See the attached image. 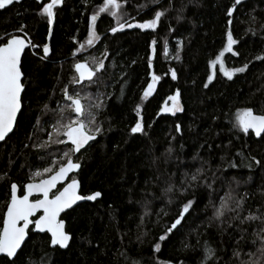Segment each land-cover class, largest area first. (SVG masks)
Instances as JSON below:
<instances>
[{
    "label": "trees",
    "instance_id": "obj_1",
    "mask_svg": "<svg viewBox=\"0 0 264 264\" xmlns=\"http://www.w3.org/2000/svg\"><path fill=\"white\" fill-rule=\"evenodd\" d=\"M46 2L19 0L0 9V40L27 33L36 45L22 57V111L12 134L0 144V227L11 185L15 183L21 195L34 172L53 166V160L59 161L70 147L41 149L34 145L49 139L51 125L58 118L50 110L65 103L62 89L81 90L82 86L70 83L74 63L91 64L93 58L103 60L105 68L97 74L96 83L84 82L82 94H103L104 107L97 114L103 131L90 142L91 147L76 154L82 167L72 178L81 182V194L100 191L102 196L94 203L79 204L62 217L71 236L65 250L51 248L48 235L34 234L30 228L16 264H200L204 242L216 249L212 264H240L234 250L247 260V254L259 247V241L253 243L259 223L240 225L231 219L232 213L226 214L223 223H210V218L213 206L219 205L230 188L235 194H248L243 215L264 210V138L239 133L231 123L235 113L245 107L264 113V60L256 59L264 55V0H243L238 6L233 32L239 41L234 48L240 55L227 53L224 57L227 69L245 63L248 69L228 80L217 65L210 83L208 64L223 48L224 9L231 0H171V5L170 0H119L129 22L151 19L157 10L168 11L155 31L125 28L116 33L111 32L115 20L99 12L104 0H63L53 23L49 58L41 60L48 25L38 11ZM182 6L183 19L178 21L177 10ZM94 14H98L95 31L99 39L87 52L73 56L85 43L89 18ZM250 15L256 17L255 24H250ZM21 25L24 33L17 31ZM250 26L255 35L246 31ZM150 73L160 80L142 101ZM177 90L184 110L175 116L161 113L163 103ZM45 104L49 111L43 110ZM137 105L146 135L130 132L138 119ZM201 165L206 179L181 192L186 187L181 184L185 173L190 177ZM169 184L176 190L165 194L163 189ZM189 200L194 203L182 224L159 241ZM156 242L161 244L159 252L153 251ZM185 244L190 247L186 249ZM0 264L9 261L0 258Z\"/></svg>",
    "mask_w": 264,
    "mask_h": 264
},
{
    "label": "snow or ice",
    "instance_id": "obj_2",
    "mask_svg": "<svg viewBox=\"0 0 264 264\" xmlns=\"http://www.w3.org/2000/svg\"><path fill=\"white\" fill-rule=\"evenodd\" d=\"M18 3L19 0H0V9H4L6 5ZM41 3V0H37ZM159 0H153V3H158ZM63 3V0H48L46 3H42V7L38 11V15L45 19L48 25V36L51 38L53 35V23L57 15V9ZM171 5V0H170ZM243 5V0H231L229 5L225 6L224 15L226 17V30L224 33L223 48L215 56L214 59L209 61L208 67L211 74L208 75V82L210 83L214 79V70L219 65L220 71L228 79L232 80L233 76L237 73H243L248 69V64L245 63L241 67L227 69L225 67L224 57L227 53H231L233 56H239L240 53L235 50L234 46L238 45L239 41L235 38L233 32L235 14L238 12V6ZM157 10L154 12L153 18L145 20L143 22H129L125 19V13L122 12V5L119 0H104V5L99 9L101 13L109 14L116 23V27L111 29L112 33L123 30L125 28H137L141 31L152 30L155 31L161 22V18L165 15V12ZM183 6L177 10V20L183 19L182 16ZM97 15L94 14L89 18L88 35L85 43H81L77 49L74 50L73 56H76L85 46H94L96 40L99 39L95 31V22ZM135 18H132L134 21ZM256 23V17L250 15V24ZM264 28V24L261 25ZM20 33H24V26L17 30ZM247 32L256 34V30L253 27H249ZM73 42L76 43L75 37ZM155 40L152 44L155 45ZM29 47H36L32 44L30 39L27 38V33L21 35H10L3 40H0V141H6L9 134L13 132L14 127L17 124L18 113L22 111V93L25 91V84L23 83L24 73L22 71V56L26 49ZM178 49L180 45L177 46ZM43 55L41 60L49 58L50 47L45 43L42 47ZM177 59H179V52L177 53ZM257 60H264V55L256 57ZM148 67L152 68V58L149 56ZM105 68L103 60H96L93 58L91 64L88 62H76L73 65V75L70 83L72 85H80L81 90L70 92L68 86L62 89L63 100L65 103L59 104L56 109H49L45 104L44 111H52L58 118L55 123L51 125L53 131L48 133V141L41 145H34L36 148L46 149L52 144L56 145H69L67 151H63L59 161L53 160V166L44 167L38 170L30 176L32 182L27 183L24 186V195H17V185L13 183L10 188V199L6 205V211L3 216V226L0 227V256L6 257L9 264H16V259L19 257V252L22 251V245L25 244L26 237L29 235V226L34 225V229L37 233L50 234V247L64 249L68 246L70 240L69 234L65 231V224L62 219H58L60 214L66 209L72 208L77 205L78 202L87 201L95 202L102 196L100 191H94L90 194H81V182L76 178H70L69 174L78 172L82 165L79 162L77 153H81L82 149L86 150V147H91V143L97 139L103 131L102 126L97 122V114L104 107L103 94H98L95 97L89 94H82L84 82L88 84H94L97 80V74L101 73ZM172 79L177 78L176 72L173 70ZM151 82L147 84V87L143 90L141 100H146L154 91L155 84L160 80V77L155 73H150ZM205 88L208 87V83H205ZM168 100L172 103L169 105L167 102L160 109L162 113H170L175 116L177 112H182L184 109L180 103L181 93L179 90L174 95L168 97ZM87 101V103H85ZM136 115L138 119L133 127H131V134L146 135L145 127L143 124V118L140 115V106L137 105ZM67 113V115H66ZM232 129L248 135L250 130L258 138L264 134V113L257 114L252 108L245 107L239 109L235 113L234 120H232ZM41 121L37 118V127H39ZM182 131L181 125H176V132ZM31 138V137H30ZM27 146V145H26ZM171 153V148H169ZM197 159V157H193ZM255 159V158H253ZM257 165H261L262 162L255 160ZM251 167V165H249ZM186 180H182L181 184L186 185L185 188L179 189L181 192L185 191L187 187L192 186L194 183L200 181L204 176L203 165L196 169V172L188 177L185 173ZM66 180H70L68 183H63ZM62 184V188H58L57 185ZM55 190V191H53ZM175 189L173 184H169L163 192L165 194L172 193ZM33 193H39L42 198L35 200L30 199ZM248 199V194L238 195L234 193L231 188L220 198L219 205L213 206V215L210 218L211 221L224 222V217L227 213H232L231 219L239 221L240 225L259 223L260 227L254 231L253 235L256 240L259 241V247L255 253H249L248 259H241L239 251L234 250L233 256L240 260V264H264V210L257 209L256 211H249L247 215H243L245 202ZM171 202V201H169ZM194 201L189 200L181 207L179 215L166 228L165 234L160 235L158 240L164 241L168 238V235L177 229L182 224V221L186 218V214L189 213ZM42 213L38 218L32 219ZM147 204H145L144 216H147ZM166 214V213H165ZM144 216L141 217L143 222ZM231 226V225H230ZM245 229H241V232ZM243 235L241 239H243ZM140 238L138 237V240ZM142 242V241H141ZM239 243V242H238ZM198 245L201 242L197 241ZM190 246L185 244V248ZM161 244L156 242L153 246L154 252H159ZM121 255H125L121 253ZM216 259V249H214L208 242H204L201 245V260L200 264H212ZM133 264H139L138 261H133Z\"/></svg>",
    "mask_w": 264,
    "mask_h": 264
},
{
    "label": "water",
    "instance_id": "obj_3",
    "mask_svg": "<svg viewBox=\"0 0 264 264\" xmlns=\"http://www.w3.org/2000/svg\"><path fill=\"white\" fill-rule=\"evenodd\" d=\"M52 28H53V26H52ZM49 41H50V38H49V36L47 37V44L49 45ZM31 47H29V48H27L26 50H28V49H30ZM33 49H35V48H33ZM24 55V54H23ZM23 57V56H22ZM84 63V62H83ZM18 116H19V113H18ZM18 119V118H17ZM14 129H15V127H14ZM14 131V130H13ZM250 132H251V130H250ZM252 133V132H251ZM12 133H10L9 134V136L11 135ZM253 135H254V137L255 138H258V137H256L255 136V134L254 133H252ZM263 135V134H262ZM7 139V138H6ZM4 141H0V144L1 143H3ZM77 172H73V173H70L69 174V177L71 178L72 176H74L75 174H76ZM32 182V181H31ZM68 182H70V180H66V181H64L63 183H68ZM27 183H30V182H27ZM26 183V184H27ZM25 184V185H26ZM24 185V186H25ZM62 184H58L57 185V187L58 188H62ZM11 188V187H10ZM53 191H55V190H53ZM17 195L18 196H22V195H24V187H23V191H22V194L20 195L19 194V189H18V187H17ZM37 198H42L41 196H40V194L39 193H33V195L30 197V199H32V200H35V199H37ZM100 198H98L97 200H99ZM85 202H87V201H81V202H78V204L77 205H74L72 208H70V209H66L64 212H62L61 214H60V216L58 217V219H62V217L67 213V212H69V211H71L72 209H74L76 206H78L79 204H82V203H85ZM87 203H94V202H87ZM5 211H6V209H5ZM5 211H4V213H5ZM42 213H37V215L35 216V217H33L32 219H36V218H38L39 217V215H41ZM3 216H4V214H3ZM63 220V219H62ZM64 224H65V222H64ZM2 226H3V220H2ZM34 229V225H30L29 226V229ZM65 231H66V229H65ZM34 234H39V235H44V234H46V235H48V237H49V239H50V234H48V233H37V232H35V231H32ZM70 236V235H69ZM27 238H28V236L26 237V241H27ZM25 241V242H26ZM70 241H71V236H70V240H69V242H68V245H69V243H70ZM22 247H23V245H22ZM68 247V246H67ZM66 247V248H67ZM52 248V247H51ZM57 248H59L58 246H57ZM66 248H64V249H60V250H65ZM0 258H6V257H2V256H0ZM7 259V258H6Z\"/></svg>",
    "mask_w": 264,
    "mask_h": 264
},
{
    "label": "rangeland",
    "instance_id": "obj_4",
    "mask_svg": "<svg viewBox=\"0 0 264 264\" xmlns=\"http://www.w3.org/2000/svg\"><path fill=\"white\" fill-rule=\"evenodd\" d=\"M90 47L89 46H85V48L84 49H82L79 53H77V55H80V54H82V53H85V52H87V50L89 49ZM76 55V56H77ZM219 66V65H218ZM156 85V84H155ZM154 89H155V87H154ZM153 93V92H152ZM168 103L169 105L172 103L171 101H169L168 99H166V101L163 103V105H162V107L165 105V103ZM162 113V112H161ZM177 113H179V112H177ZM163 114H169V115H171L170 113H163ZM52 131H53V129H52ZM47 141H48V138L46 139ZM51 146H57L56 144H52ZM48 148V147H47Z\"/></svg>",
    "mask_w": 264,
    "mask_h": 264
},
{
    "label": "bare ground",
    "instance_id": "obj_5",
    "mask_svg": "<svg viewBox=\"0 0 264 264\" xmlns=\"http://www.w3.org/2000/svg\"><path fill=\"white\" fill-rule=\"evenodd\" d=\"M47 37H48V36H47ZM46 41H47V40H46ZM46 43H47V42H46ZM33 48H34V47H31L30 50H34ZM42 54H43V51H42ZM71 178H72V177H71Z\"/></svg>",
    "mask_w": 264,
    "mask_h": 264
}]
</instances>
